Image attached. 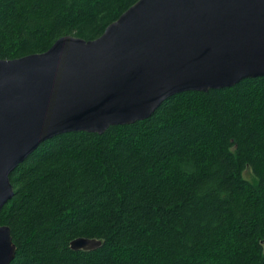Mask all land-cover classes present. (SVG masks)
Returning <instances> with one entry per match:
<instances>
[{
	"label": "trees",
	"instance_id": "1",
	"mask_svg": "<svg viewBox=\"0 0 264 264\" xmlns=\"http://www.w3.org/2000/svg\"><path fill=\"white\" fill-rule=\"evenodd\" d=\"M136 1L0 0V59L95 39ZM9 180L10 264H264V75L59 134ZM77 237L101 246L72 250Z\"/></svg>",
	"mask_w": 264,
	"mask_h": 264
},
{
	"label": "water",
	"instance_id": "2",
	"mask_svg": "<svg viewBox=\"0 0 264 264\" xmlns=\"http://www.w3.org/2000/svg\"><path fill=\"white\" fill-rule=\"evenodd\" d=\"M263 75L264 0H137L95 39L65 35L42 53L0 59V211L13 196L10 173L43 141L102 134L148 118L174 94ZM14 255L0 224V264Z\"/></svg>",
	"mask_w": 264,
	"mask_h": 264
},
{
	"label": "rangeland",
	"instance_id": "3",
	"mask_svg": "<svg viewBox=\"0 0 264 264\" xmlns=\"http://www.w3.org/2000/svg\"><path fill=\"white\" fill-rule=\"evenodd\" d=\"M244 175H245L246 178H250L249 170H246L245 173H244Z\"/></svg>",
	"mask_w": 264,
	"mask_h": 264
}]
</instances>
